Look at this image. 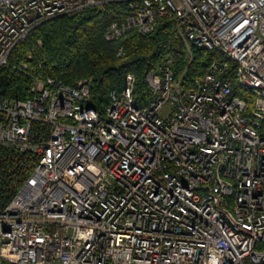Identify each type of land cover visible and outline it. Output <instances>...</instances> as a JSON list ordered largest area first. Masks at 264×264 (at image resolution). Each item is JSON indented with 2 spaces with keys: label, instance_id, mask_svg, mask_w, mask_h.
Masks as SVG:
<instances>
[{
  "label": "built area",
  "instance_id": "1",
  "mask_svg": "<svg viewBox=\"0 0 264 264\" xmlns=\"http://www.w3.org/2000/svg\"><path fill=\"white\" fill-rule=\"evenodd\" d=\"M117 3L128 11L108 42L174 20L190 64L193 46L227 61L186 84L168 46L147 74L154 99L139 108L128 74L105 115L91 80L70 87L33 64L41 41L12 64L44 23ZM8 67L31 78L32 97L0 88V148L37 161L0 198V264H264V0H0V74Z\"/></svg>",
  "mask_w": 264,
  "mask_h": 264
},
{
  "label": "trees",
  "instance_id": "2",
  "mask_svg": "<svg viewBox=\"0 0 264 264\" xmlns=\"http://www.w3.org/2000/svg\"><path fill=\"white\" fill-rule=\"evenodd\" d=\"M126 3L95 6L75 13L54 18L35 29L30 40L19 45L11 57L12 64L27 60L29 53L42 42V52H36L33 64L38 59L44 62L48 76L63 81L70 87H77L84 79L92 81L91 106L105 115L110 106L113 91L121 92L128 74L136 76L135 97L139 108L146 107L154 95L147 83V74L153 69L164 66L167 60V47L179 52L176 57V77L185 75L186 84L196 77L204 76L209 65L223 58L218 52L192 47L194 60L190 64L187 49L178 35L174 20L161 22L154 33L141 36L136 31L125 34L118 42H108L105 34L115 21H121L127 13ZM125 50L124 56H118L119 48ZM230 72L234 78V68ZM11 68L0 74V88L4 97L27 100L32 97L31 78L10 75ZM235 94L248 96L249 108H253V99L245 94L238 83ZM40 126V125H38ZM47 130L48 127L40 126ZM37 158L22 154L16 149L0 148V198L8 203L17 193L22 183L30 176Z\"/></svg>",
  "mask_w": 264,
  "mask_h": 264
}]
</instances>
